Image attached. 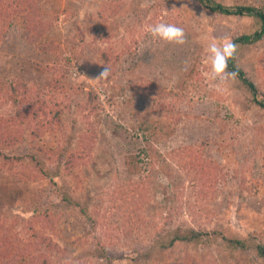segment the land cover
I'll return each mask as SVG.
<instances>
[{
    "label": "rangeland",
    "instance_id": "374dc122",
    "mask_svg": "<svg viewBox=\"0 0 264 264\" xmlns=\"http://www.w3.org/2000/svg\"><path fill=\"white\" fill-rule=\"evenodd\" d=\"M11 1L0 40V264L37 233L58 249L55 264H102L88 253L99 228L63 195L120 231L119 193L143 177L128 205L140 224L109 249L111 264H264V109L237 80L204 75L210 39L251 34L259 21L197 0ZM28 18L45 22L35 38ZM159 22L187 42L153 39ZM236 61L264 95V38L239 44ZM190 229L200 236L163 246Z\"/></svg>",
    "mask_w": 264,
    "mask_h": 264
},
{
    "label": "trees",
    "instance_id": "16d2710c",
    "mask_svg": "<svg viewBox=\"0 0 264 264\" xmlns=\"http://www.w3.org/2000/svg\"><path fill=\"white\" fill-rule=\"evenodd\" d=\"M9 1L11 0H0V40L2 39L7 26L10 24L11 19L5 18L4 11H7L8 13V7ZM201 6L210 12L213 13H220L225 15H248L253 16L259 21V28L255 30L251 34H241L236 37H234L232 40L237 44H250L254 43L256 41H259L264 38V7L257 8L253 5H235L233 7L225 6L221 3H218L214 0H197ZM12 2V1H11ZM17 3L19 4V7L22 6L23 10H25V3L26 0H17ZM22 10V12H23ZM34 16V15H31ZM32 22L28 18L27 22V36L29 38H35L39 34H41L45 27V22L42 20L39 23H36V21L33 23V19L31 18ZM228 70L231 72H235L236 76L234 80H237L243 87H245L250 94L251 99L254 103L259 105L262 109H264V95L260 93V91L255 86V83L252 82L245 74L244 70L239 66V64L236 61V56L234 59L230 60L228 62ZM159 89V87H154L151 85V87L145 92L144 90L142 92L141 86H138L137 93H150L151 91H156ZM175 95V94H174ZM16 115L19 117V120L25 119L24 115L21 111H17ZM17 117V120H18ZM3 136L0 135V147L6 145V140L2 139ZM1 150V149H0ZM0 155H2V152L0 151ZM169 155V153H168ZM171 157H177L173 156L171 154ZM179 157H183L180 155ZM32 158V157H31ZM144 179L138 181L137 183H134L132 188H126L124 193L120 192L118 199H120L119 206L114 205V208L116 209L117 214L122 213L121 208L126 204V208L123 210L124 219H121V226L122 229L119 231L118 227L113 224L109 219H106V216L103 212L98 211H90L89 206L85 204L82 201H78L76 199L70 198L69 195L64 194L63 200L70 206L78 207L81 214L85 216V218L90 222L92 227L99 228V234L97 237H93V245L91 249L88 251L89 254H92L94 257L99 258L102 261V264H111L112 263V256L109 254V249L113 247L115 244H117V240L120 239V235L125 234L127 232L126 229H130L134 227L137 224H140V222L136 221V219L132 218V215L134 212H132V209L128 206L130 203H136L137 202V195L136 193L139 192V188H142L144 186ZM115 194L116 191H114ZM108 209V208H107ZM157 222L154 223V225ZM189 235H176L173 237V239L169 242V244L163 245L164 247H168L170 245H173L174 241L177 240H186L188 238L196 239L200 236V233L196 232L194 229H190ZM158 233V232H157ZM217 233V232H215ZM223 238L227 239L225 236ZM190 239V240H191ZM227 241L231 244H234L236 246L242 247V243L239 240L236 239H227ZM54 243L50 239H48L45 235H41L39 233L35 234L32 239L31 243L29 244V247L23 252H21V248H19L18 254L16 256L15 252H12L8 258L5 260L3 264H55L54 261L56 260V257H52V255L58 253L57 250L53 248ZM55 250L54 252L52 251ZM56 252V253H55ZM62 250H61V256L60 259H62ZM256 256L264 259V245L258 244L256 246ZM54 260V261H53ZM58 264H67L62 263V261H59ZM170 264H182L181 261H174Z\"/></svg>",
    "mask_w": 264,
    "mask_h": 264
},
{
    "label": "clouds",
    "instance_id": "9594fccd",
    "mask_svg": "<svg viewBox=\"0 0 264 264\" xmlns=\"http://www.w3.org/2000/svg\"><path fill=\"white\" fill-rule=\"evenodd\" d=\"M147 30L153 39L179 45L187 42L184 29L176 24L159 22L149 25ZM237 49V44L231 39L219 42L215 38L210 39L206 47L204 63L210 65L211 72H205V77L212 81L234 79L236 73L228 70V62L235 58ZM108 75L109 69L106 67L99 78L106 79Z\"/></svg>",
    "mask_w": 264,
    "mask_h": 264
}]
</instances>
